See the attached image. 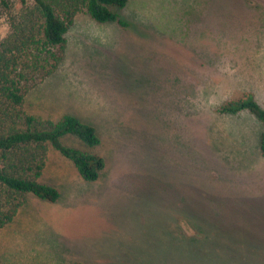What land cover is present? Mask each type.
Segmentation results:
<instances>
[{
  "label": "rangeland",
  "instance_id": "1",
  "mask_svg": "<svg viewBox=\"0 0 264 264\" xmlns=\"http://www.w3.org/2000/svg\"><path fill=\"white\" fill-rule=\"evenodd\" d=\"M183 4L131 1L127 28L74 14L24 107L92 123L98 145L64 141L105 166L86 181L50 149L40 180L60 197L25 196L0 228V264H264L262 125L216 110L246 91L264 106V0H196L195 22L173 15Z\"/></svg>",
  "mask_w": 264,
  "mask_h": 264
},
{
  "label": "trees",
  "instance_id": "2",
  "mask_svg": "<svg viewBox=\"0 0 264 264\" xmlns=\"http://www.w3.org/2000/svg\"><path fill=\"white\" fill-rule=\"evenodd\" d=\"M129 2L0 0V18L8 28L0 36V228L13 219L28 194L48 202L59 199V189L40 180L50 149L70 161L86 181L96 180L104 168L101 154L64 141L72 137L87 147L98 145L100 137L92 123L71 112L57 118L29 113L24 107L25 95L35 81L52 74L62 62L65 34L75 13L84 11L96 22H115L127 28L130 22L119 9ZM195 3L175 5V16L190 12L194 18L189 20L195 22ZM216 110L225 114L249 111L262 125L258 148L264 158V106L255 95L246 91L223 101Z\"/></svg>",
  "mask_w": 264,
  "mask_h": 264
},
{
  "label": "crops",
  "instance_id": "3",
  "mask_svg": "<svg viewBox=\"0 0 264 264\" xmlns=\"http://www.w3.org/2000/svg\"><path fill=\"white\" fill-rule=\"evenodd\" d=\"M131 1L134 2V0H130V2H131ZM130 2H129V3H130ZM184 2H185V3H188L189 7L192 5V4H191V3H192L191 0H186V1H184ZM155 14H156V13H155ZM157 14H158V15H157ZM157 14H156V16H160V15L163 14V13L160 12V13H157ZM173 14L175 15V13H173ZM164 15H166V14H164Z\"/></svg>",
  "mask_w": 264,
  "mask_h": 264
}]
</instances>
